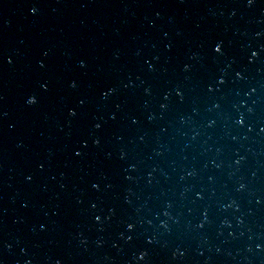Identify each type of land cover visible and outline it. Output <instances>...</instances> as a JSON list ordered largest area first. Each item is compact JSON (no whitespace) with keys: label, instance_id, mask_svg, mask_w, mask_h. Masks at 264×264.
<instances>
[{"label":"water","instance_id":"1","mask_svg":"<svg viewBox=\"0 0 264 264\" xmlns=\"http://www.w3.org/2000/svg\"><path fill=\"white\" fill-rule=\"evenodd\" d=\"M0 264H264V0H0Z\"/></svg>","mask_w":264,"mask_h":264}]
</instances>
